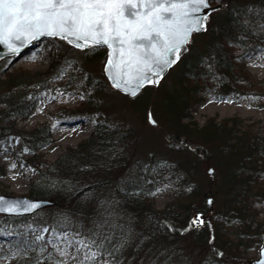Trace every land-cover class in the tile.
I'll return each instance as SVG.
<instances>
[{
    "label": "trees",
    "instance_id": "16d2710c",
    "mask_svg": "<svg viewBox=\"0 0 264 264\" xmlns=\"http://www.w3.org/2000/svg\"><path fill=\"white\" fill-rule=\"evenodd\" d=\"M223 2V7L212 13L207 32L194 34L189 50L156 87L158 94L154 107L172 120L173 125L185 122L184 131L192 126L193 105L202 100L200 91L217 86L221 92L241 95L249 93L261 81L257 77L258 82L255 83L253 74L246 66V58L264 49V0ZM52 40L59 44L60 48H56L61 49V52H52L45 71L19 69L10 72L1 64L7 58L0 63V145L8 144L11 135L19 136L22 139L19 150L21 157L24 156L21 151L32 156L55 140L51 125L46 122L29 130L16 129L18 122L31 113L40 93L48 89L53 79L61 76L66 66L75 70L86 69L76 63L80 54L84 53L83 57L89 61L106 58L107 50L102 47L78 49L61 38L53 37ZM63 58L65 60L61 62ZM69 80L68 85L72 77ZM71 86L82 90V104L94 112L95 119L101 110L98 102L111 86L104 72L96 76L87 69L82 78L74 80ZM156 88L147 86L145 94ZM242 127V121L236 117L216 116L206 118L200 127L202 141L211 145L209 148L216 146L222 152L219 158L215 155L214 163L221 170L226 167L224 188L213 199V202L217 198L218 202H223L222 211L215 214L220 223L213 231L214 242L221 245L220 250L238 249L230 236L226 237L228 224L233 220H238L242 226L238 236L233 239L251 240L249 233L252 222H255L254 216L249 214L251 199L252 196L260 199L264 193L259 188L254 192L250 184L260 185L264 182V142L248 125ZM125 137L116 124L104 117H97L86 138L77 146L68 147L61 156L45 164L44 168H38V177L30 181L28 196L52 199L53 203L33 214H0V233L8 234L6 238L12 244V249L32 250L34 253L33 258L23 264H51L47 258L50 252L60 261L61 258L54 251L57 249V233L62 232L73 234L80 241H95L100 245L99 253H103V257L108 255L118 259V262L114 261L117 264H132L133 260L129 262V259L133 253V264H141L159 254L149 249L151 242L144 236L152 235L147 228L151 227V231L156 226L162 229L149 201L154 190L161 185L167 173L178 177L185 186L195 183L191 182L186 172L175 174L176 167L169 166L168 160L152 157L146 162L139 159L131 174L122 179L121 185L113 186V182L121 178L116 177L117 169L114 172L112 169L118 166L123 169V163L126 165L129 161L121 157ZM203 142L200 144L205 145ZM210 153L214 154V151L209 150ZM181 163L183 169L186 168V162ZM108 169L109 172L104 174ZM5 172V166L0 163V176ZM198 190L197 186L185 193L188 204L190 199L201 194ZM176 204L177 211L166 209V212L173 213L169 218L175 217L174 213L178 214L185 206L181 202ZM185 210L187 212L189 207ZM192 229L196 231V227ZM160 234L164 236V230H159ZM38 236L42 239L38 240ZM165 236H168L167 232ZM0 239L2 241L4 236H0ZM79 247L74 249L76 253L72 256L73 260L70 262L69 259L65 264H94L85 261L83 254H77ZM92 250L97 251L95 247ZM36 252L42 255L37 256ZM219 253L224 254L223 251ZM140 257L143 258L141 261ZM215 259L213 264H225L219 262L220 258ZM158 264L170 263L162 260Z\"/></svg>",
    "mask_w": 264,
    "mask_h": 264
},
{
    "label": "rangeland",
    "instance_id": "374dc122",
    "mask_svg": "<svg viewBox=\"0 0 264 264\" xmlns=\"http://www.w3.org/2000/svg\"><path fill=\"white\" fill-rule=\"evenodd\" d=\"M56 46L60 48L59 44L52 38L41 40L7 69L10 72L19 69L45 71L50 63L52 52H61V49H57ZM80 56L76 63L86 69L75 70L73 67L66 66L61 76L53 79L48 89L40 93L31 113L25 119L20 120L16 127V129L29 130L46 122L51 125L55 140L32 156L21 151L24 154L23 157L19 155L22 145V139L19 136L11 135L8 144L1 143L0 163L5 166L6 172L0 176V194L28 196L30 181L38 177V168H44L45 164L61 156L68 147L77 146L91 133L92 124L97 117L101 116L116 124V127L120 131L122 130L126 136L121 146V157L125 158V161L129 159V161L126 165L123 163V169L120 166L112 169L113 172L117 169L116 177L121 178L114 181L113 186L121 185L122 179L131 174L139 159L146 162L152 157L168 160L169 166L176 167L175 174L178 172L185 174L186 172L191 182L195 183V185L185 186L178 177L175 175L173 177L167 173L163 177L161 185L156 187L149 201L159 228L162 227V229H158L156 226L151 231L152 228L150 227L147 230L152 232V235H144V233L143 235L151 242L149 249H154V252H159V254L156 257L146 259L141 264H158L162 260L170 264H213L216 261L215 258H220L219 262L225 264H249L252 259L258 256V248L261 245L260 238L263 239L264 236V193L261 196L262 199L256 196H252L251 199L249 214L253 215L255 220L251 224L249 233L252 236L251 240L248 238L233 239L238 236L239 229L242 227L237 222L238 220H233L232 223L228 224L226 232L229 234L227 233L226 237L230 236L238 249L220 250L221 245L214 242L215 234L213 231H216L215 226L220 223V219H216L215 214L222 211L223 202H218L217 198L209 210L206 206V196L216 198V193H221L225 184L226 167L221 170L214 163L215 155L219 158L222 152L216 146L209 148L211 145L202 141L200 127L210 116L217 118L236 117L242 121V125H244L242 128L248 125L253 132L259 134L264 142V49L246 58V66L253 74L255 83L258 82L257 77L261 80L256 84L257 87L252 88L250 92L248 89L249 93L241 95L233 92H221L217 86L200 91L202 100L193 105L192 123H190L192 126L186 128V130L192 129L189 131L183 130L185 122L173 125L172 120L154 107L156 94H158L156 87L146 94L144 88L136 98H130L110 86L98 102L101 110L94 119V112L82 104L84 101L82 90L71 85L74 84V80L81 79L87 69H90L96 76L102 75L105 60L96 58L89 61L83 57L84 53ZM10 59L2 62V66L5 67ZM64 60L65 58L61 62ZM70 77H72V82L68 85ZM151 103H153V113L157 121L156 126L151 125L146 119L147 107ZM71 115H75V117L71 118ZM174 133L181 134V136L174 135ZM200 142L205 145H201ZM209 150H213L214 154H208ZM181 161L186 162L185 170ZM13 165L15 167H12ZM209 166L215 167L212 184H210L211 178L207 172ZM108 172L109 169L104 174ZM252 183L250 184L254 192L258 188L264 190V182L260 185ZM197 186L201 194L192 200L190 199V204H188L185 193L190 192L191 188L192 190L196 189ZM108 188L110 189V186ZM176 202H181L185 206L178 214L174 213L175 217L169 218L173 213L166 212V209L177 211ZM186 207H189L187 212ZM199 209L205 210L208 218L205 219L206 222L201 228L195 226L196 231H193L192 228L194 227L189 229V225L195 216V212ZM159 230H164L168 236L165 234L159 236ZM6 235L0 233V236H4L2 241L0 239V264H23L33 258L32 250L12 249V244ZM57 237L58 240L55 242L57 249H66L68 255L62 257L57 249L54 253L61 258L60 261L68 262L70 259L71 262L72 256L76 253L74 249L79 247L77 241L80 239L65 232L57 233ZM135 245L137 247L138 242ZM142 251L144 252V250ZM219 251L224 252L222 257H219ZM85 252V249H81L77 254L85 256ZM50 254L47 255V258L51 264L60 263L59 259L55 258L51 252ZM36 255L40 256L42 253L36 252ZM164 255H168V257ZM126 256L128 257V255ZM134 257L135 253L131 254L129 262L134 261L132 259ZM105 259L110 261V264H117L114 262L115 260L118 262V259L106 255L98 258L94 264H104ZM142 259L140 257V261Z\"/></svg>",
    "mask_w": 264,
    "mask_h": 264
},
{
    "label": "snow or ice",
    "instance_id": "6c2138e0",
    "mask_svg": "<svg viewBox=\"0 0 264 264\" xmlns=\"http://www.w3.org/2000/svg\"><path fill=\"white\" fill-rule=\"evenodd\" d=\"M209 7V0H0V43L13 53L18 52L14 41L30 42L41 36L67 39L78 49L107 45L112 52L104 71L120 69L109 77L113 87L135 97L145 81L159 82L194 33L207 32L208 16L198 13ZM149 122L156 124L151 114ZM204 223L197 214L189 229ZM77 243L78 252L86 250L85 261L103 257L95 241ZM57 251L62 257L68 255L66 249ZM104 264L110 261L105 259Z\"/></svg>",
    "mask_w": 264,
    "mask_h": 264
},
{
    "label": "water",
    "instance_id": "95a60500",
    "mask_svg": "<svg viewBox=\"0 0 264 264\" xmlns=\"http://www.w3.org/2000/svg\"><path fill=\"white\" fill-rule=\"evenodd\" d=\"M209 4H210L209 8L203 9L201 12L198 13V15L201 16V17L207 15L208 16L207 22L210 20L211 13L213 11H216V10H218V9L223 7V2L221 0H216L215 4H213L209 0ZM207 22H206V27H207ZM46 37H49V36H41L38 39L32 40L30 42L29 41H14L15 47L18 49V52H16V53L11 52L7 45H5L3 43H0V61L3 58H5V57H7L9 55H14L13 60L18 59L22 55V53L24 51H26L28 48H30L31 46L34 45V42L42 40V39H44ZM65 40L69 43V41L67 39H65ZM192 40H193V36L191 38V41ZM70 44L74 45L72 43H70ZM100 46L105 47L107 49V57H106V61H105V64H104V69H105L109 54L112 52V50L109 49L107 47V45H100ZM185 48H186V50L182 51V53L180 54V57L185 52L188 51L189 44L186 45ZM172 66L166 70V72L163 74L162 78L169 72V70L172 68ZM119 71H120V69H113V70H111L109 72H105L104 71L112 86H113V82H112V80L109 79V77L111 75H116ZM162 78H160L159 81ZM152 79L155 80L156 78L153 77ZM158 83H151V85H157ZM147 85H150V83L145 81L144 85L137 90V95H139L141 93V91L143 90V88L145 86H147ZM134 87H135L134 83L132 85H130V89L134 88ZM119 90L122 91L123 93H126L125 91H123L121 89H119ZM126 94H128L130 97H132L130 95V92L126 93ZM150 114H151V117L155 120L154 115H153V111H152V103L148 106V109H147V121L148 122H149V115ZM156 125H157V121H156V124L154 126H156ZM210 169H213V167H209L207 169L208 173L210 174L211 178L213 179L214 175H213V172L209 171ZM208 201H211V198H209ZM51 203H52V201L50 199H45V198H32V197H29V196H26V195L0 194V212H2V213H8V214H28V213H33L36 210H38L39 208H41V207H43L45 205L51 204ZM197 214L202 215V212L199 211V212L196 213V215ZM202 219L204 220L203 217H202ZM254 262H255V264H261V262H264V243H263V246L260 249V258L256 259Z\"/></svg>",
    "mask_w": 264,
    "mask_h": 264
}]
</instances>
